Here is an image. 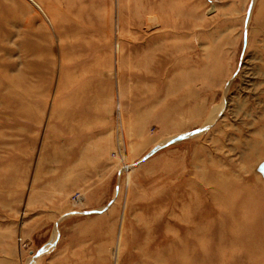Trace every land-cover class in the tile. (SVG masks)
<instances>
[{"label": "rangeland", "instance_id": "1", "mask_svg": "<svg viewBox=\"0 0 264 264\" xmlns=\"http://www.w3.org/2000/svg\"><path fill=\"white\" fill-rule=\"evenodd\" d=\"M34 1L48 20L0 0V264H129L190 215L203 264H264L263 145L242 155L264 140V0H179L195 114L188 85L138 79L142 48L116 95L114 0Z\"/></svg>", "mask_w": 264, "mask_h": 264}, {"label": "bare ground", "instance_id": "2", "mask_svg": "<svg viewBox=\"0 0 264 264\" xmlns=\"http://www.w3.org/2000/svg\"><path fill=\"white\" fill-rule=\"evenodd\" d=\"M27 1L30 2L37 10H39L40 13L48 20V16L37 2L34 0ZM109 1H112L113 3V0H96V2H99L103 5L110 4ZM114 4L117 8L114 50V66L117 72L115 78L116 95L119 97L121 96L123 83L126 81V79H130L126 78L125 76H132V74H129L128 69H130L132 66L133 68L139 66L137 63L135 65L133 64L131 49L142 48L144 51H148L149 53L146 56H143L144 59L140 60L141 65L144 67L142 68L144 72H139L137 75L138 79L141 82H156L157 80H160L161 83L164 84V88L165 86L167 87L165 90L163 89L165 92H169L170 88H175L174 90L178 92L181 89V85H188V88L185 90V95L188 99H190L189 106L186 110L183 108V106H179L177 107L176 111L183 112L184 110L190 114L198 113L203 106L197 104L191 106V104L195 102V98H200L199 90H195L197 85L195 70L192 69V66L190 68L189 65L185 67L186 62L183 63V61H181L183 48L178 46V41L180 40L178 39L180 36V21L178 17L181 13V10L183 9L180 1L114 0ZM170 36H172V39L174 40L173 43L176 47V59L174 58L175 60H173V58L170 56L167 58H163V56H161L162 60H159L160 63L158 62L156 65H154V54L163 53V45L166 42H169L167 37ZM178 53L180 55H178ZM189 72H191V74L190 76H187ZM202 86L205 87V84H202ZM216 113L217 112L214 111L209 112L204 128H207L211 125L213 119L217 116ZM262 123L263 122H261V125L263 126L264 124ZM256 143H261L263 145L261 154L264 153V140L261 138H255L249 145L250 149L248 148L247 152L242 154L245 160H251L252 158L259 156V150L255 149V146H253ZM118 144H120L119 136ZM250 203L251 202H247L245 205L240 204V206L250 207ZM240 206L237 207V211H241ZM209 215H205L203 217V221H205ZM194 217L195 215H190L185 221L189 226H187V228H192L188 232L186 239L181 236L180 229L182 227L175 230H171V228L170 230L165 231L164 236H159L158 233H151L150 236L145 238V241L138 245L137 256L136 258L130 257L129 264H199V259L201 260L200 263L203 264V261L210 258V256L205 257L203 254L205 251L194 246L195 241L199 237L198 231L194 227H191L192 225L198 223ZM229 225L231 226L230 223ZM122 235L123 234L121 231V233L118 235V241L116 245V253H118V258L120 256V248L125 246V243L122 240ZM154 236L156 238L159 236L160 239L156 240ZM241 238L243 241L244 238L248 240L249 237L242 235ZM232 243H235V239H231L230 244ZM187 254H189V261L187 260L185 263V256ZM134 260H136V262H134Z\"/></svg>", "mask_w": 264, "mask_h": 264}]
</instances>
